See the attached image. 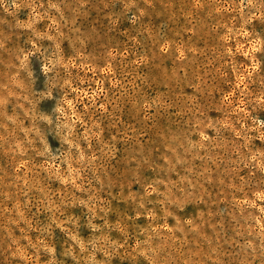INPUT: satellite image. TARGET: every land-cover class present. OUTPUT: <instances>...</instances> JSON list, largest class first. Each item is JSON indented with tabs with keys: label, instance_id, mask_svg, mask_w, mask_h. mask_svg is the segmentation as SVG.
I'll return each instance as SVG.
<instances>
[{
	"label": "rangeland",
	"instance_id": "1",
	"mask_svg": "<svg viewBox=\"0 0 264 264\" xmlns=\"http://www.w3.org/2000/svg\"><path fill=\"white\" fill-rule=\"evenodd\" d=\"M0 264H264V0H0Z\"/></svg>",
	"mask_w": 264,
	"mask_h": 264
}]
</instances>
